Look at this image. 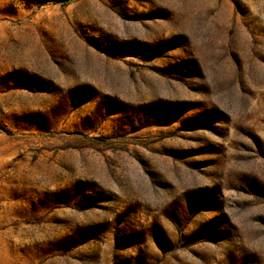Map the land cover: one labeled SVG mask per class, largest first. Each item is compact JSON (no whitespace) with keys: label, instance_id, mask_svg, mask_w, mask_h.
<instances>
[{"label":"rangeland","instance_id":"1","mask_svg":"<svg viewBox=\"0 0 264 264\" xmlns=\"http://www.w3.org/2000/svg\"><path fill=\"white\" fill-rule=\"evenodd\" d=\"M0 264H264V0H0Z\"/></svg>","mask_w":264,"mask_h":264}]
</instances>
